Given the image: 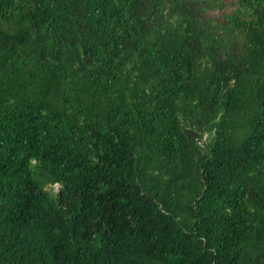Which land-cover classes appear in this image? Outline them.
Segmentation results:
<instances>
[{
  "label": "trees",
  "instance_id": "16d2710c",
  "mask_svg": "<svg viewBox=\"0 0 264 264\" xmlns=\"http://www.w3.org/2000/svg\"><path fill=\"white\" fill-rule=\"evenodd\" d=\"M0 264H264V0H0Z\"/></svg>",
  "mask_w": 264,
  "mask_h": 264
},
{
  "label": "rangeland",
  "instance_id": "374dc122",
  "mask_svg": "<svg viewBox=\"0 0 264 264\" xmlns=\"http://www.w3.org/2000/svg\"><path fill=\"white\" fill-rule=\"evenodd\" d=\"M205 137H206V136H205ZM204 139H205V138H203V140H204ZM48 188H50V187H48ZM51 189H52L53 192L57 191V189H58V185L55 184Z\"/></svg>",
  "mask_w": 264,
  "mask_h": 264
}]
</instances>
